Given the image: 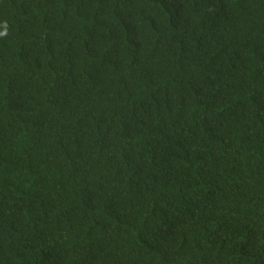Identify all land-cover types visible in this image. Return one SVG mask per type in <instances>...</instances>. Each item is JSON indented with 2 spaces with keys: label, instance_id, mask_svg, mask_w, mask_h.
<instances>
[{
  "label": "trees",
  "instance_id": "16d2710c",
  "mask_svg": "<svg viewBox=\"0 0 264 264\" xmlns=\"http://www.w3.org/2000/svg\"><path fill=\"white\" fill-rule=\"evenodd\" d=\"M0 264H264V0H0Z\"/></svg>",
  "mask_w": 264,
  "mask_h": 264
}]
</instances>
